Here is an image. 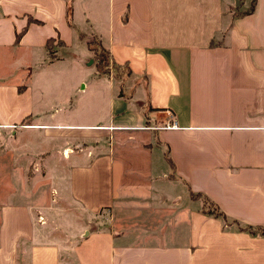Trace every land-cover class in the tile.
Segmentation results:
<instances>
[{
  "label": "crops",
  "instance_id": "crops-1",
  "mask_svg": "<svg viewBox=\"0 0 264 264\" xmlns=\"http://www.w3.org/2000/svg\"><path fill=\"white\" fill-rule=\"evenodd\" d=\"M66 2L0 0V264H264V0ZM91 37L86 113L33 76Z\"/></svg>",
  "mask_w": 264,
  "mask_h": 264
},
{
  "label": "rangeland",
  "instance_id": "rangeland-1",
  "mask_svg": "<svg viewBox=\"0 0 264 264\" xmlns=\"http://www.w3.org/2000/svg\"><path fill=\"white\" fill-rule=\"evenodd\" d=\"M86 41H88V45L93 49L92 56L90 57V64L89 61L87 62V65L91 67L88 71H85L87 66L82 65L79 60L74 58V54L80 56L84 54L85 45L83 44L81 48H75L74 45L71 44V46L60 49L62 56L58 58L49 59V56L43 53L44 57L40 59V64L34 67L33 82L35 84L39 83L43 85V94L48 99L60 103L59 99L63 102L67 97V108H69L70 105L72 109L75 108L77 106L76 102L80 101L82 98L79 106L83 108L84 112L91 113L92 111L97 110V107L101 110L104 108L107 93L101 92L103 89L102 86H96L91 89L86 88L82 93L80 90L77 91L81 82L83 80L87 81V72L96 71L97 68L100 74L116 76L117 73L114 70L112 60H110L108 54L99 47L96 39L91 37ZM116 69L118 72L116 77L124 79L126 77V68L124 66H117ZM81 78L82 81L80 80ZM81 102H83L82 105ZM34 140L36 139L34 138ZM121 155L124 156L125 159L131 158L130 153L127 152L122 153ZM0 177L2 184L6 182L9 186L11 182L9 168H3L2 170L0 168Z\"/></svg>",
  "mask_w": 264,
  "mask_h": 264
},
{
  "label": "trees",
  "instance_id": "trees-1",
  "mask_svg": "<svg viewBox=\"0 0 264 264\" xmlns=\"http://www.w3.org/2000/svg\"><path fill=\"white\" fill-rule=\"evenodd\" d=\"M253 1L254 0H251V3H250V5H249V7L247 8V11H249V10H251L252 9V7H253ZM66 19H67V22L68 23H70V0H67V2H66ZM50 40L51 39H48L47 41H46V44H48L49 45V42H50ZM103 50V49H102ZM105 51V50H104ZM113 62V61H112ZM113 66H114V70H115V72L117 73L116 74V76L118 75V72L116 71L117 69H116V67L118 66L115 62H113ZM126 71H128V69L126 70ZM208 201V200H207ZM208 205L211 207V209H209L208 211H210L211 213H214V214H216V215H222V213L220 212V210L216 207V205H214V204H212V203H210L209 201H208ZM257 229H258V231L261 233V234H263L264 235V225H259V226H257L256 227Z\"/></svg>",
  "mask_w": 264,
  "mask_h": 264
},
{
  "label": "built area",
  "instance_id": "built-area-1",
  "mask_svg": "<svg viewBox=\"0 0 264 264\" xmlns=\"http://www.w3.org/2000/svg\"><path fill=\"white\" fill-rule=\"evenodd\" d=\"M172 125H174V122L171 123V124L165 123L163 126H164V127H167V126H172Z\"/></svg>",
  "mask_w": 264,
  "mask_h": 264
}]
</instances>
